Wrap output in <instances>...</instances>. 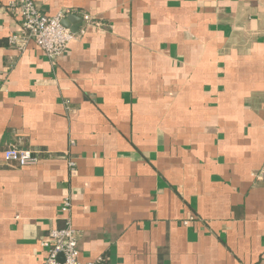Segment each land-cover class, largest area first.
Segmentation results:
<instances>
[{
    "label": "crops",
    "instance_id": "0c3cea01",
    "mask_svg": "<svg viewBox=\"0 0 264 264\" xmlns=\"http://www.w3.org/2000/svg\"><path fill=\"white\" fill-rule=\"evenodd\" d=\"M35 2L85 31L21 50L0 0V264L45 262L67 196L82 262L264 264V0Z\"/></svg>",
    "mask_w": 264,
    "mask_h": 264
},
{
    "label": "built area",
    "instance_id": "2783aa9c",
    "mask_svg": "<svg viewBox=\"0 0 264 264\" xmlns=\"http://www.w3.org/2000/svg\"><path fill=\"white\" fill-rule=\"evenodd\" d=\"M17 6L22 16V33L13 34L9 38L11 45L23 50L29 40H33L49 58H57L63 55L69 44L84 29L73 31L64 25V14L55 16L47 15L36 4L35 0H17ZM85 27L98 25L95 18L89 14L84 15ZM40 152L26 148L9 147L4 152L7 162H13L20 166L33 165L39 162ZM71 169H75V162H70ZM258 182H264V166L254 173ZM73 203L70 196L64 198L60 208L64 225L59 228H51L41 245L46 249L47 257L43 264H97L96 261L82 262L80 260L79 232L73 225Z\"/></svg>",
    "mask_w": 264,
    "mask_h": 264
},
{
    "label": "water",
    "instance_id": "95a60500",
    "mask_svg": "<svg viewBox=\"0 0 264 264\" xmlns=\"http://www.w3.org/2000/svg\"><path fill=\"white\" fill-rule=\"evenodd\" d=\"M63 23H64V25L65 26H67V27H70L69 25V18H65L64 20H63ZM71 29L73 30V31H77L78 29H79V26H77V27H71Z\"/></svg>",
    "mask_w": 264,
    "mask_h": 264
}]
</instances>
